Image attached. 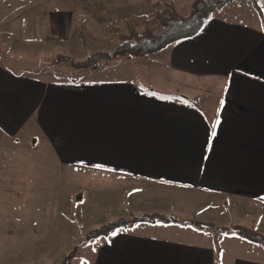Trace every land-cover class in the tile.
<instances>
[{
	"label": "crops",
	"instance_id": "crops-1",
	"mask_svg": "<svg viewBox=\"0 0 264 264\" xmlns=\"http://www.w3.org/2000/svg\"><path fill=\"white\" fill-rule=\"evenodd\" d=\"M165 1L87 4L101 9L104 22ZM36 4L47 6L43 0L30 7ZM229 6L196 35L159 52L160 63L142 81L104 75L123 63L63 80L41 74L35 64L0 62V216L18 209L24 217L4 223L6 231L46 234L37 247L51 239L45 222L49 151L58 168L55 183L62 176L73 183L66 199L77 219L90 223L85 235L119 219L131 222L107 237L86 239L83 264H264L262 245L235 230L196 224L246 226L264 235V7L256 17ZM72 11L57 21L23 17L24 32L9 33L10 50L81 56V39L70 31ZM28 35L37 44L31 50L19 46ZM100 71V78L93 76ZM152 215L171 221L132 220ZM31 216L38 218L32 223Z\"/></svg>",
	"mask_w": 264,
	"mask_h": 264
},
{
	"label": "rangeland",
	"instance_id": "rangeland-1",
	"mask_svg": "<svg viewBox=\"0 0 264 264\" xmlns=\"http://www.w3.org/2000/svg\"><path fill=\"white\" fill-rule=\"evenodd\" d=\"M34 1H37L38 3L43 0H0V62H4L9 66L17 65L19 68L24 67V64L30 66H34L35 64L37 67H40L39 69H41V71L39 72L41 74H46L49 78H59L63 80L71 78L79 79L80 76L82 78V76H84L82 73L85 70L75 69L68 64L57 62L56 58L59 54L70 56L75 61H82L86 59L87 56L97 52H114L117 45L121 43V39L116 33L111 32L107 28L111 23L115 22L116 24H120L124 19H127L132 15L139 16L153 13L155 11L161 10L167 2H173L176 6V10L182 15L187 16L192 12L191 0H177V2L168 0L163 2L160 6L152 5L150 8L145 9L146 13L143 14L133 11L117 14L116 16H112V18H110L112 20H110L109 18L105 19L104 22L106 23L104 24L101 19H98V12H100L101 9L90 7L89 4H87L89 0H44L46 1L47 6L42 7V5L40 4V7H38L36 4L35 6L30 7L34 4ZM65 1L76 2L77 7L75 9L68 7H56L57 5ZM258 2L262 7H264V0H258ZM229 5L227 6L232 7L231 9H234L238 5H241L245 8V10L243 11H248L249 15L251 13H254V15H257L256 17L259 16V12L254 8L251 0L235 1ZM71 10H73V15L71 14V17H74L75 21L73 24V28L70 31L72 32V37L81 39L77 42V49H79V51L81 52V56L78 55L76 57H73L66 53H57V55H53V53L57 51H55L54 49H49L50 47L46 48L49 50H47L44 57L41 58L36 57L32 53V55L30 56H22L18 54L19 51L10 50L9 45L13 44L14 41L9 39V33H13L14 31L17 32V30L21 31L22 33L24 32L26 24L23 22L27 18L24 19L23 17L31 16V19L38 20V18L44 15L45 17H47V21H49L50 19H53L52 21H57V18L64 16L65 12ZM219 10L220 9L216 11ZM216 11L215 13L221 12ZM60 13L62 14L60 15ZM118 16L124 17L118 19L116 18ZM242 16L245 15H243L242 13ZM13 17L15 18L13 19ZM156 28L157 25H154L151 29L155 31ZM145 29V27H139L140 31H144ZM30 36L33 35H28L29 39L26 38L27 40L22 39V44H20L19 46H25L27 50L32 45L37 46V44H35V42L33 41L34 39ZM86 47H91V49H87ZM92 49L99 50L91 53ZM159 56L160 53L157 52L155 54L144 57L115 60L109 65H115L118 63H123L126 65L124 66V68L117 67L114 70H109L108 72H105L104 75L108 77L112 76V78L118 77L142 81V75L147 76V74L151 72V65L160 63L158 59ZM140 64L145 66H139ZM153 70L152 72L154 73ZM155 71H157V73L159 74L161 72L162 74L166 75V70H160L159 67ZM101 74L102 72L100 71L97 73H93V76L100 78ZM179 93L180 92L176 91L174 97L182 98L183 95ZM189 101L191 100L189 99ZM49 153L50 152L47 151L48 159L50 160L51 155ZM49 160L47 162L48 182L46 190L47 200L45 204V222L47 223L48 230V232H46L48 236L51 234V239L45 246L37 247L39 240L43 241L42 238H44L46 234L44 235V233H39L34 230H31L30 232L6 231L7 225L4 223H12V221L21 223L24 219V217L21 215V211H19L18 209L16 210L15 215H13L12 217L0 216V223L3 224L2 226H0V264H66L63 263V261L67 257V255L74 249L76 244V256L71 263L67 264H83L82 260L84 258L82 255L84 253L86 245L89 243V241L86 240L87 235H85L84 233L86 230L85 226H89L90 223L87 222V224H82L80 220L77 219V210H71V200L66 198H68L69 194L71 193V187L73 186V183L69 181L68 183L67 179H65V176H62V179L64 178L63 180H61L60 178V180L58 179V182L55 183L54 175L55 172H57L58 168L53 167ZM32 190L34 191V188H32ZM55 193H57L60 198L64 199H54ZM32 202L37 203L38 200H32ZM60 209L63 211L66 210L68 213L61 215V211L59 212ZM35 218L38 217L31 216L32 223L33 219ZM120 220L125 221L126 223H128V225L131 223L126 219H119V221ZM40 235L43 237L40 238ZM23 236L24 239H29L31 241L25 242L23 240ZM9 239H14V241L8 242Z\"/></svg>",
	"mask_w": 264,
	"mask_h": 264
},
{
	"label": "trees",
	"instance_id": "trees-1",
	"mask_svg": "<svg viewBox=\"0 0 264 264\" xmlns=\"http://www.w3.org/2000/svg\"><path fill=\"white\" fill-rule=\"evenodd\" d=\"M235 1L243 0H191L192 12L187 16L180 14L173 2H167L161 10L139 16L132 15L124 19L120 24L114 22L108 25L107 28L111 32L116 33L121 39V43L117 45L113 53L97 52L87 56L82 61H75L70 56L59 54L56 61L68 64L75 69L96 71L115 60L132 59L155 54L179 40L196 35L216 10L222 9ZM251 1L258 12L262 14L258 1ZM154 25H157L155 31L151 29ZM141 26L146 29L140 31L139 27ZM132 220L134 222L171 221L169 217L160 215L134 217ZM196 224L200 227L210 226L221 231L235 230L241 237L264 247V235L255 229L246 226L218 227L210 223ZM127 225L128 223L122 220L110 222L89 231L87 239L107 237L115 229ZM76 253L77 246L67 255L63 263H71Z\"/></svg>",
	"mask_w": 264,
	"mask_h": 264
},
{
	"label": "snow or ice",
	"instance_id": "snow-or-ice-1",
	"mask_svg": "<svg viewBox=\"0 0 264 264\" xmlns=\"http://www.w3.org/2000/svg\"><path fill=\"white\" fill-rule=\"evenodd\" d=\"M213 134H215V133H213Z\"/></svg>",
	"mask_w": 264,
	"mask_h": 264
}]
</instances>
